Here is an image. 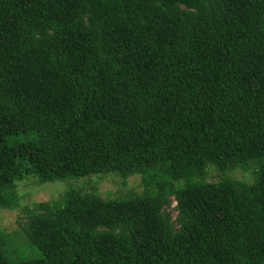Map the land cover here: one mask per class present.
Wrapping results in <instances>:
<instances>
[{
  "label": "trees",
  "instance_id": "16d2710c",
  "mask_svg": "<svg viewBox=\"0 0 264 264\" xmlns=\"http://www.w3.org/2000/svg\"><path fill=\"white\" fill-rule=\"evenodd\" d=\"M109 172L142 192L34 204L0 264H264V0H0V209Z\"/></svg>",
  "mask_w": 264,
  "mask_h": 264
},
{
  "label": "rangeland",
  "instance_id": "374dc122",
  "mask_svg": "<svg viewBox=\"0 0 264 264\" xmlns=\"http://www.w3.org/2000/svg\"><path fill=\"white\" fill-rule=\"evenodd\" d=\"M243 167L247 169L248 173L242 171L241 168ZM254 169L255 165L249 162L232 172H228L226 175L217 172L210 166L206 169V181L216 182L218 179L228 176L237 180H247L251 183L252 179H250V176ZM16 184L11 198L14 202L17 200V207L0 209V231L8 234L9 240L6 253L14 261L41 256L39 250L29 244L24 234L21 233L22 227L26 222L28 210H31L34 204L59 199L69 191L95 193L105 199H124L132 193L142 192L143 189L140 175L129 176L126 180H123L118 174L113 172L68 177L46 183H38L35 178L28 176ZM180 184H183V181ZM175 204V201L171 200L168 208L172 219L177 215L173 209Z\"/></svg>",
  "mask_w": 264,
  "mask_h": 264
}]
</instances>
